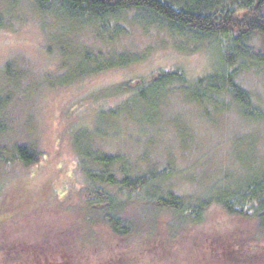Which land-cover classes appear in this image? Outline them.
<instances>
[{"label": "rangeland", "instance_id": "1", "mask_svg": "<svg viewBox=\"0 0 264 264\" xmlns=\"http://www.w3.org/2000/svg\"><path fill=\"white\" fill-rule=\"evenodd\" d=\"M0 15V151L10 160L26 144L41 154L31 166L0 163V264H264L259 221L217 204L256 174L255 162L264 166V120L196 104L176 83L158 89L150 78L175 68L191 81L214 72V45L143 29L137 14L105 34L32 0H0ZM252 42L264 49L263 37ZM254 69L240 81L264 111V73ZM127 80L140 81L144 97L128 90L115 102ZM96 152L122 155L134 176L170 168L167 191L211 207L197 223L163 215L153 227L138 218L134 234L117 236L83 199L92 163L83 157Z\"/></svg>", "mask_w": 264, "mask_h": 264}, {"label": "trees", "instance_id": "2", "mask_svg": "<svg viewBox=\"0 0 264 264\" xmlns=\"http://www.w3.org/2000/svg\"><path fill=\"white\" fill-rule=\"evenodd\" d=\"M32 1L40 9L57 6L66 18L87 19L99 24L104 34L110 23H118L129 14H137L141 23L138 25L143 29L147 28V24L170 31L182 39L201 43L208 41L214 45L220 57L214 72L191 81L179 68L157 70L150 77L152 86L164 89L168 88V84L176 83L174 87L182 88L189 94V100L196 104H210L221 113L234 111L243 119L259 123L264 120L263 109L256 105L240 81L241 72L256 68L264 73V49L257 48L252 42L255 35L264 38V0ZM16 2L13 0L14 6ZM5 24L4 16L0 15V29L5 28ZM115 36H121L120 31ZM139 82L125 81L127 90L124 91L127 92L120 91L121 96L116 97L115 102L124 100L128 90L144 97L145 90L138 91ZM6 102V97L0 96V132L6 130L2 112ZM249 136L253 137L252 134ZM250 144L251 152L257 151L252 138ZM14 149V152H10L13 153L10 160L3 158L6 153L0 151V163L8 161L31 166L40 160L41 154L26 144L16 145ZM83 158L92 161L88 163L91 167L83 181V199L88 207L98 211L100 222L117 236L130 237L134 234L138 218L150 217L155 223L153 227L163 215L181 216L177 221L181 224L190 221L197 223L204 218L210 206L207 202L195 198L184 199L167 191L165 182L170 168L159 171L150 169L134 176L131 165L122 155L96 152ZM93 164L100 168L93 169ZM254 170L257 172L253 177H248L233 191L220 196L217 204L232 216L255 218L264 229V166L255 162Z\"/></svg>", "mask_w": 264, "mask_h": 264}]
</instances>
